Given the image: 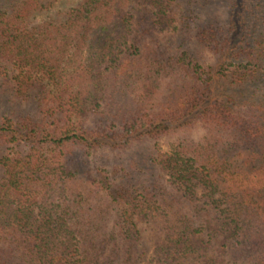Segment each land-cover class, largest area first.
<instances>
[{
  "label": "trees",
  "instance_id": "trees-1",
  "mask_svg": "<svg viewBox=\"0 0 264 264\" xmlns=\"http://www.w3.org/2000/svg\"><path fill=\"white\" fill-rule=\"evenodd\" d=\"M44 1L0 0V94L36 104L35 117L0 116V264H148L142 226L150 264H264V0H227L224 20L195 16L194 37L215 56L202 77L187 51L161 44L179 22L188 36L209 0H184V19L181 0H79L40 20L60 0ZM133 75L147 93L178 75L180 104L91 125ZM172 136L144 186L121 181L125 169L87 168L99 197L82 205L74 152Z\"/></svg>",
  "mask_w": 264,
  "mask_h": 264
},
{
  "label": "rangeland",
  "instance_id": "rangeland-1",
  "mask_svg": "<svg viewBox=\"0 0 264 264\" xmlns=\"http://www.w3.org/2000/svg\"><path fill=\"white\" fill-rule=\"evenodd\" d=\"M183 1L184 0H181L180 17L184 19L185 14L188 12L186 7L190 6H188L189 4L187 2ZM49 2H51V0L44 1L45 4ZM78 2L79 0H60L57 4L55 3L49 11L45 10L43 15L39 18L40 20L53 18L60 11L65 12L71 10L76 6V4H78ZM189 15V21L192 23L190 29L191 31L189 30L188 32L189 35L186 36L184 34L185 29L182 31L184 25L179 22L178 25L181 27L178 31L172 30V32L166 33L167 39H163L161 50H176L178 48V52L187 51L190 57L193 58V63L198 66L194 69L197 70L196 74L202 77V70L209 71V68L214 65L215 56L212 52L204 49L196 41L193 30L197 23L196 22L194 24L196 20L195 16L197 15L199 20H224L227 15V0H209L208 5H206L203 9L198 10L197 12L194 11ZM184 37L186 40L183 39ZM152 54L153 52H148V55L146 54L143 58L141 56L139 57L140 67L137 71L141 72L143 77L148 76L149 70L151 69L149 68V64L152 62ZM134 77V75L131 78L121 77L119 80L115 81L109 101L102 105L114 106L111 114H93L90 118L91 125L109 126L112 124L111 122L115 120L118 122L119 117L117 116L120 114L123 119L131 117L137 118V115H135L134 112H137L138 109L135 108V106L143 108H145V106H156V108L161 109L166 106H177L180 104L178 99L181 94L182 81H180V77L178 75L166 78L157 90L152 89L150 93L145 92L140 87L137 79ZM35 108L36 104L31 99L23 100L17 97L13 98L8 92L0 94V116L30 115L35 117ZM116 125L120 128L121 122H118ZM201 134L202 132L197 130L183 133L181 136L198 139ZM177 140L178 136H172L168 139L159 140L141 138L139 140H133L123 148L117 150H98L94 153H86L84 151L74 152L73 155L80 156V158L78 161L76 160V165L72 166L74 167V170H78L77 177L82 179L84 182L82 187L78 185V188H76L79 192H81L82 205L87 206L88 203L96 205L98 204L99 197V194L93 192L89 193L87 191V189H95V185L86 179L87 168L95 164L98 167L108 169V171L111 167H116L120 170L125 169L128 173L125 171L126 173L123 172L118 176L121 181H126L127 178L130 177L132 178V183L137 184V182H141V184H143L142 186H144L147 182L154 180V177L156 178L159 173L158 167L152 165L150 158L158 152H167L170 145L174 144ZM79 161L81 162V165L78 167L77 165L79 164ZM108 174L109 172L103 173L104 176ZM161 182L165 183V178L161 180ZM142 228L143 239L141 244L146 250L144 262L150 264L149 262L152 250L151 242L148 240L150 233L146 226H142Z\"/></svg>",
  "mask_w": 264,
  "mask_h": 264
}]
</instances>
